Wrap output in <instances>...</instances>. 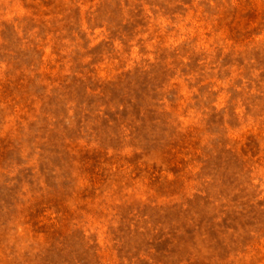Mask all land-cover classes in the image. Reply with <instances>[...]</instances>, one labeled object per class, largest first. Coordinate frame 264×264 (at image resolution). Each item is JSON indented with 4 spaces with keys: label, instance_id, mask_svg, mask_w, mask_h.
<instances>
[{
    "label": "rangeland",
    "instance_id": "obj_1",
    "mask_svg": "<svg viewBox=\"0 0 264 264\" xmlns=\"http://www.w3.org/2000/svg\"><path fill=\"white\" fill-rule=\"evenodd\" d=\"M0 264H264V0H0Z\"/></svg>",
    "mask_w": 264,
    "mask_h": 264
}]
</instances>
